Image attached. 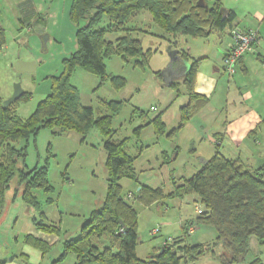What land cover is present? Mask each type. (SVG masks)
Here are the masks:
<instances>
[{"label": "trees", "instance_id": "trees-1", "mask_svg": "<svg viewBox=\"0 0 264 264\" xmlns=\"http://www.w3.org/2000/svg\"><path fill=\"white\" fill-rule=\"evenodd\" d=\"M196 2L197 0H72L69 18L76 24L77 49L62 60V70L51 76L50 92L36 103L33 111L26 117L18 115L15 107L17 103L29 99V92H23L18 100L7 107L2 106L0 98V211L4 193L12 181H15V186H20L19 189L15 187V193H20L24 202L37 210L41 202L31 190L34 187L50 189L46 178L47 168H26V143L17 146V141L34 138L42 128L52 129L54 134L76 131L85 135L93 125L105 137L103 144L106 150L107 191L104 201L83 220L75 237L63 238L59 260L71 252L76 256L73 264H189L206 250L204 244H188L185 241L188 235L183 236L182 232L179 240L165 243L158 255H151L148 260L136 256V209L130 204L128 197L121 193L119 184L122 177L135 180L132 158L122 149V141L111 139V118H94L92 107L81 103L78 89L71 81L76 67L93 72L103 79L105 59L111 55L120 56L126 62L131 57L138 56L139 59L134 61L136 66L147 64L153 54L152 49H144L138 33L133 34L136 28L126 26L130 17L145 9L150 13L154 24L173 38L168 40V44L179 49L180 59L188 64L187 71L181 77L188 95L187 104L181 107V118L187 120L207 104L208 97L194 92L197 64L201 58H193L189 54V48H183L181 41L184 42L185 36L207 37L216 30L231 26L235 17L231 9L222 14L220 0H203L207 8L198 6ZM104 17L107 19L106 25L100 27ZM107 32H116L117 35L114 39H108ZM3 43L2 36L0 46ZM112 81L115 87H120L124 78L113 76ZM175 84L174 81L170 85ZM156 118L161 132L163 124L159 116ZM261 124H264V118ZM215 148L211 157L190 178L175 186L169 195H197L195 203H199L201 212L196 213L195 222L211 225L216 229L217 239L214 245L218 244L222 248L221 264H233L245 258L251 237L259 244H264V162L252 168L241 159L222 153L218 142H215ZM156 190L158 196H161L162 192ZM42 214L39 216L44 220ZM43 220H36L34 217V227L46 233L60 234V226L56 222ZM26 237L31 241L29 236ZM33 244L45 249L42 241Z\"/></svg>", "mask_w": 264, "mask_h": 264}, {"label": "rangeland", "instance_id": "rangeland-1", "mask_svg": "<svg viewBox=\"0 0 264 264\" xmlns=\"http://www.w3.org/2000/svg\"><path fill=\"white\" fill-rule=\"evenodd\" d=\"M220 3L223 8L231 5L238 8L241 1L220 0ZM69 21L75 29L76 24L70 19ZM106 22L107 19L104 17L99 26H105ZM126 26L136 28L133 34L138 33L144 49H152L153 54L148 63L136 66L134 61L139 59L138 56L131 57L130 61L126 62L120 56L111 55L105 59L103 79L93 72L76 67L72 72L71 81L78 89L81 103L92 107L94 118L99 116L111 118L109 133L111 139L122 141V149L132 158L135 180L122 177L119 184L121 193L128 197L130 204L136 209L138 232L136 256L148 260L151 255L158 253L165 244V239L168 237L176 239L180 235L181 220L192 219L194 230L187 236V243L190 245L201 243L207 248L189 264H221L222 248L218 244L214 245L217 239L216 229L211 225L195 222L196 206L199 204L195 203L197 195L195 193L182 197L169 195L175 186L182 184L199 169L201 156L205 159L211 157L212 154H208L211 151L210 147L207 146L205 149L202 146L209 143L213 145L214 142H209L211 139L209 133L200 135L202 127L200 121L209 117H200L197 112L187 120H182L181 107L188 101L183 79L179 78L175 80V85H170L165 83L163 75L160 76L167 69L168 40L173 38L154 24L150 13L145 9L130 17ZM253 31H257L264 40V27L262 30L257 28ZM116 35V32H107L106 37L114 39ZM212 36L208 38L185 36L184 42L180 41L183 48H189V54L193 58H198L208 55L207 42L212 38L213 44ZM224 38L228 40V36L224 35ZM196 40L198 44L195 43ZM20 49L21 47L11 44L5 48V51H10L8 59L11 64L18 58L21 59L18 55ZM5 58L0 57V97L4 100L5 93L13 89V83L17 80L20 81L22 88L33 90L41 76L29 83L30 77L27 74L31 72H25L23 73L25 75L17 77L14 68L5 66L7 63ZM223 75L227 80L228 75L225 72ZM113 76L123 77V85L115 87ZM258 76L262 75L258 73ZM248 87L251 88L250 85ZM44 96L45 94L41 95L33 90L32 99L17 103L16 113L22 117L28 116L39 99ZM151 106L154 109H151ZM157 116L163 124L161 132L155 120ZM252 131L253 133L247 136L246 143L253 144L254 149H241L238 152L236 148H232L226 153L230 157L241 159L249 167L256 168L264 162V124H260ZM255 133L257 135L254 140ZM104 138L93 125L85 135L76 131L54 134L52 129L42 128L34 138L17 141L15 143L17 146L26 143L24 159L26 168L34 166L47 168L46 178L50 189L34 187L31 190L34 197L41 202L37 210L26 204L20 193H15V187L19 189L20 186H15V181L10 182L4 193L0 211V231L7 230L8 226L15 222L12 230L17 233L32 222L34 217L36 220H43L39 216L40 213L45 217L43 221L56 222L61 233L68 234L77 229L80 220L85 215L88 216L93 209L100 207L106 195ZM156 189L162 192L161 196H158ZM153 228H159V231L152 233ZM244 257L240 262L233 264H264V244H259L251 237Z\"/></svg>", "mask_w": 264, "mask_h": 264}, {"label": "crops", "instance_id": "crops-1", "mask_svg": "<svg viewBox=\"0 0 264 264\" xmlns=\"http://www.w3.org/2000/svg\"><path fill=\"white\" fill-rule=\"evenodd\" d=\"M240 1L238 8L227 6L235 14L232 25L209 35V37L214 36V42L211 44L212 38H210L207 42L208 55L198 57L201 59L197 64L194 84L195 93L208 97L207 104L198 113L200 117H209L200 121L202 124L200 135L209 133L211 137L209 142L212 141L214 144L218 142L219 150L225 155L232 148H236L238 152L241 149H254L253 144L246 143L247 136L253 133V129H257L264 118V40L259 38L255 53L245 54L240 58L236 72L228 75L227 80L221 67L222 56L231 42L232 27L242 26L245 30H257V28L262 30L264 27V0ZM71 2L72 0H0V40L2 36L4 37V43L0 46V57H6L5 66L16 70L8 59L10 51H5V48L9 44L21 47L18 53L21 60H35L33 73L27 75L30 77L29 83L41 76L33 87L34 92L41 95L46 96L50 92V78L61 71V60L77 49L76 28L69 24ZM43 35L46 38H43ZM224 35L228 36V40ZM195 43L198 44V40ZM187 69V62L180 58L172 61L169 59L167 69L160 76H164L166 84H171L181 78ZM258 73L262 76L259 77ZM253 74L255 75L252 76ZM12 90L11 88L5 93V98L11 95ZM33 90L23 88V92L30 93L29 99H32ZM0 98L3 101V98ZM256 135V133L253 135L254 140ZM214 144L209 143L202 148L206 149L209 146L210 155L216 149ZM205 160L204 156L200 157L201 164ZM86 217L85 215L80 220L79 227ZM190 220L180 221L179 236L183 232V225L190 224ZM14 225L15 222L9 225L7 230L0 231V264H73L75 262L76 256L71 252L64 259L59 260V258L63 250V238L75 237L79 233L78 226L68 234L67 232L54 234L36 229L33 221L17 233L12 230ZM26 236H29L31 241L27 240ZM179 236L174 240H179ZM39 241L45 243V249L33 244Z\"/></svg>", "mask_w": 264, "mask_h": 264}, {"label": "built area", "instance_id": "built-area-1", "mask_svg": "<svg viewBox=\"0 0 264 264\" xmlns=\"http://www.w3.org/2000/svg\"><path fill=\"white\" fill-rule=\"evenodd\" d=\"M230 38L231 42L229 47L221 59L222 70L227 75H233L236 72L238 62L243 55L255 53L260 36L257 31L245 30L239 26H234L230 29ZM151 109H154V107L151 106ZM196 211L198 213L201 212L199 205L196 206ZM193 230V224H186L183 229V236H189ZM158 231L159 228L152 229V233H157ZM166 242H173V238L168 237Z\"/></svg>", "mask_w": 264, "mask_h": 264}, {"label": "water", "instance_id": "water-1", "mask_svg": "<svg viewBox=\"0 0 264 264\" xmlns=\"http://www.w3.org/2000/svg\"><path fill=\"white\" fill-rule=\"evenodd\" d=\"M196 4L198 6H203L205 8H207V4H205L203 2V0H197ZM220 11L222 12V14H225L226 11H227V8H223L221 7L220 8ZM44 38H46V36L44 35ZM168 51H167V54L169 56V59L172 61V60H177V58H180L179 57V54H178V51L179 49L177 48H172V46L170 44H168ZM13 66L16 68L17 70V77H20L22 73H25V72H32L34 70V67H35V62L34 61H24V60H21V59H17L14 63H13ZM23 94V88L21 86V83L19 80L15 81L13 83V90H12V93L10 96H8L7 98H5L3 101H2V106L3 107H7L9 106L12 102L18 100ZM120 223L123 224V222L120 220ZM159 252L156 254L158 255Z\"/></svg>", "mask_w": 264, "mask_h": 264}, {"label": "bare ground", "instance_id": "bare-ground-1", "mask_svg": "<svg viewBox=\"0 0 264 264\" xmlns=\"http://www.w3.org/2000/svg\"><path fill=\"white\" fill-rule=\"evenodd\" d=\"M173 242H174V239H173ZM164 243H166V244L168 243V242H166V239H165ZM171 243H172V242H171Z\"/></svg>", "mask_w": 264, "mask_h": 264}]
</instances>
